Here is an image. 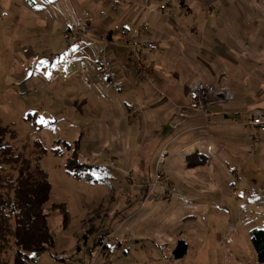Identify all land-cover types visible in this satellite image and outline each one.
Listing matches in <instances>:
<instances>
[{
  "label": "rangeland",
  "instance_id": "374dc122",
  "mask_svg": "<svg viewBox=\"0 0 264 264\" xmlns=\"http://www.w3.org/2000/svg\"><path fill=\"white\" fill-rule=\"evenodd\" d=\"M245 3L247 8H253L255 4L257 8L264 6V0H255L252 7L249 0ZM178 7L173 0L175 16L188 24L191 17L183 15ZM82 11L86 12L83 5L79 12ZM2 12L0 5V14ZM155 13L166 17L157 11ZM1 17L0 125L14 130L15 137L7 139V142L16 152L31 160L42 155L40 167L51 184L50 199L44 208L49 214L48 225L55 246L41 255L38 262L28 264H258L251 244V231L264 230V147L256 146V150L253 148L249 153L257 151L252 158L242 157L239 161L220 157L217 162L218 158L208 157L206 167L190 172L184 167V160L187 155L195 154L196 148L189 149L188 145L182 144L184 138L174 140L163 147L155 160L152 155L158 142L143 145L147 135L144 122L140 126L137 122L133 125L130 140L114 139L106 132L105 144L101 145L98 131L106 126V122L110 124L119 118L124 125H129L128 119L132 115L128 111V117L126 106L129 100L126 95L119 93L100 75L93 59L92 63L83 59L66 62L72 58L66 51L68 53H64L68 58L64 57V62L58 65L62 58L50 62L48 55L53 50L42 42L31 44L29 48L33 55L29 60L25 56L29 48L19 47L13 42L17 40L16 33L21 25L9 28L10 19ZM171 17L167 16L165 20ZM39 19H35V24ZM72 20L71 24H74L81 18L74 17ZM148 22L150 29H154L155 19L151 17ZM92 33L93 28L88 38ZM57 37L61 43L59 50L63 51L65 31L64 34L59 32ZM102 39L106 38L98 35L95 43L99 46ZM112 44V41L107 44L105 50L114 63V58L108 54ZM99 49L100 46L97 52ZM19 52L26 63L22 75L17 72ZM53 55L55 53L49 57ZM158 55H163L162 51ZM33 56L45 63L47 73L44 74V82L48 81V86L33 95L6 96L7 90L17 89L19 84L32 76ZM177 62L180 67L178 74L184 75L183 63ZM112 66L121 81L118 69L114 64ZM82 69L88 71L87 76ZM49 70L52 71L51 76ZM153 70L155 73V68ZM187 72L190 73L188 69ZM71 77L75 79L74 92H82L79 100L90 103L92 109L83 105L80 109L65 101L63 96L70 89L66 81ZM151 82L155 85L153 80ZM96 85L107 91L106 99L99 95ZM34 113L37 114L36 125L30 119L26 120ZM170 131L165 132L170 134ZM77 140L81 162L93 166L89 171L92 176L90 181L74 180L64 171V163L72 148L66 151L61 144ZM42 147L44 154L41 153ZM55 149L58 150L57 155L53 153ZM161 153L165 158L161 169L174 186L171 199L166 202L149 196V186ZM138 154V168L151 174L144 191L136 188V178L130 171V163L132 167ZM232 170H236V177L231 175ZM137 176L140 180L139 174ZM182 176L186 178L185 182ZM58 204L67 207L69 224L66 227L62 225L59 212L54 209ZM157 209L160 211L154 214ZM107 234H111L116 242L122 241V245L108 244L106 253L97 255L100 240L95 247L93 242ZM181 240L187 244V252L184 257L176 259L173 252ZM7 257L12 264L11 253Z\"/></svg>",
  "mask_w": 264,
  "mask_h": 264
},
{
  "label": "crops",
  "instance_id": "0c3cea01",
  "mask_svg": "<svg viewBox=\"0 0 264 264\" xmlns=\"http://www.w3.org/2000/svg\"><path fill=\"white\" fill-rule=\"evenodd\" d=\"M161 1L0 0L3 7L0 15L10 19L9 28L12 25H21L16 33L19 41H13L15 45L29 48L31 44L43 42L54 51L50 54L55 53L53 60L48 55L50 62H55L58 58H68V52L59 50L61 43L57 35L59 32L64 34L73 21L72 18L80 17L82 20L83 13L91 23L94 33L69 51L72 58L66 62L83 59L92 63L99 48L95 38L102 35L112 41L108 54L114 58L113 64L118 69L124 91L120 92L116 87L115 89L126 95L128 105H133L135 112L128 119V105L126 106L129 125H124L119 118L110 124L106 122L105 129L98 131L101 145L105 144L106 132H109L111 138L130 140L133 125L137 122L140 126L144 122L147 135L143 145L158 142L152 155L155 160L163 147L174 140L184 138L182 144L188 145L189 149L196 148L195 154L187 155L184 160V167L190 172L206 167L208 157L218 158L217 162L220 157L238 161L242 157L252 158L257 152L249 154L252 148V132L243 128L240 123L250 119L255 111H264V6L257 8L254 5L255 0H249L251 4L248 3L250 7L254 5L253 8H247L245 0H174V4L179 6L178 11L191 17L188 24H184L181 17L175 16V12L167 21V16H160L155 11L147 13V8L156 10ZM81 5L86 8V12H79ZM151 17L156 24L145 37L155 40L159 50L153 54L143 52V57L152 70L155 68V73L153 70L151 76L155 84L153 87L134 81L132 70L127 64V51L119 43L122 31L132 32L140 21H150ZM36 18H40L37 24ZM160 51L163 55H158ZM20 54L19 52L17 72L22 75L26 63L24 56ZM32 55L30 48L25 51L29 60ZM177 60L184 65V75L182 72L178 74L180 67ZM63 62L64 60L57 64ZM31 69L32 76L19 84L17 89L7 90L6 96L25 93L33 95L48 86V81L44 82V74L47 73L45 63L33 56ZM48 72L51 76L52 71ZM82 72L87 76V70L82 69ZM195 82L226 87L232 94L233 98L228 102L209 105L211 127L205 126L200 115H192L183 121L177 117L176 107L186 103L187 91ZM66 83L70 89L63 96L65 101L72 102L80 109L83 106L89 108L90 103L79 100L82 92H74L72 88L75 79L71 77ZM86 85H89L88 82ZM96 88L102 99H106L107 91L98 85ZM156 89L164 96L161 97ZM52 94H55L54 91ZM33 115L37 124V114ZM232 120L237 124L232 125ZM168 129L171 130L170 134L165 132ZM256 136L262 141L257 146L264 147V133L258 132ZM138 157L139 154L135 156L132 167L130 163V171L136 178V188L144 191V187L151 180V174L138 168ZM185 180L184 177L182 181ZM159 211L160 209L155 210L154 214Z\"/></svg>",
  "mask_w": 264,
  "mask_h": 264
},
{
  "label": "trees",
  "instance_id": "16d2710c",
  "mask_svg": "<svg viewBox=\"0 0 264 264\" xmlns=\"http://www.w3.org/2000/svg\"><path fill=\"white\" fill-rule=\"evenodd\" d=\"M29 119L36 125L35 115H28L26 120ZM14 137V130L0 125V264H9L7 256L10 253L12 264L36 263L41 255L55 246L48 225L49 214L44 208L50 199L51 184L40 167L42 155L34 160L22 156L7 142ZM61 145L66 151L72 148L64 163L66 174L78 181L92 180L89 171L93 166L81 162L79 140L73 143L63 141ZM57 152V149L53 150L55 155ZM41 153H45L43 147ZM54 209L59 212L62 225L66 227L69 224L66 205L58 204ZM102 238L94 240V247ZM251 244L258 264H264V230L251 231ZM186 252L187 244L178 241L174 258L180 259Z\"/></svg>",
  "mask_w": 264,
  "mask_h": 264
},
{
  "label": "built area",
  "instance_id": "2783aa9c",
  "mask_svg": "<svg viewBox=\"0 0 264 264\" xmlns=\"http://www.w3.org/2000/svg\"><path fill=\"white\" fill-rule=\"evenodd\" d=\"M173 0H162L156 10L147 8V13L150 14L153 11L157 13L165 14L166 16H173L174 10L172 9ZM150 30V24L147 20L140 21L132 32L122 31L119 41L126 48L127 59L129 66L132 70V76L137 83H148L152 87L151 76L153 70L151 65L147 64L143 57V52L149 54L156 53L159 50V45L152 39L146 38V34ZM92 27L87 19L86 15H82L80 22L71 24L65 30V48L64 52L72 50L77 44L81 43L88 38L91 33ZM104 43V46H103ZM101 44V45H100ZM99 46L100 49L96 53L93 63L98 68L100 75H102L112 86L120 92L123 91V84L118 78L117 72L113 69V62L106 54L107 44H111L109 39H102ZM50 60L55 59V55L49 57ZM163 97L164 94L160 93ZM232 94L226 87H214L210 84L202 82L193 83L187 91L186 103L176 107L177 117L183 121L184 119L192 115H200L205 121L206 127H211V114L208 111V107L211 104H217L221 102H228L232 100ZM128 111L133 114L134 107L129 104L127 106ZM232 125H236L235 120L231 121ZM243 128L249 129L252 132V148L259 144L261 140L256 136V133H264V111L257 110L253 113L250 119L240 123ZM164 153L159 155L157 163L155 165V172L153 175L152 183L149 186V196H152L156 201H169L171 199V190L174 188L164 175L161 167L164 163ZM236 170L231 171V175L236 177ZM115 243L122 245V241L112 239L111 234L105 235L98 243L97 255L106 253L108 244Z\"/></svg>",
  "mask_w": 264,
  "mask_h": 264
}]
</instances>
